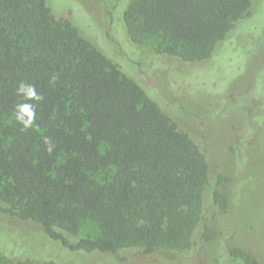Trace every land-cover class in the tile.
Listing matches in <instances>:
<instances>
[{
  "label": "trees",
  "instance_id": "obj_1",
  "mask_svg": "<svg viewBox=\"0 0 264 264\" xmlns=\"http://www.w3.org/2000/svg\"><path fill=\"white\" fill-rule=\"evenodd\" d=\"M253 2L131 0L123 22L132 39L139 32L162 37L167 46L160 54L208 67L206 59L218 43L219 49L236 42L246 48L235 26L247 19ZM80 5L98 26L91 33L101 36L94 16ZM73 14L56 17L46 0H0V212L35 223L71 250H188L211 184L209 155L178 128L152 90L92 43L71 20ZM159 67L160 74L165 66ZM21 81L43 96L34 126L25 131L13 115ZM223 116L229 115L208 119ZM46 136L55 144L52 153L42 142ZM211 195L215 205L226 208L219 189ZM85 220L99 232L70 241ZM216 235L204 225L203 238ZM229 252L257 264L240 248ZM0 261L56 264L2 254Z\"/></svg>",
  "mask_w": 264,
  "mask_h": 264
},
{
  "label": "rangeland",
  "instance_id": "obj_2",
  "mask_svg": "<svg viewBox=\"0 0 264 264\" xmlns=\"http://www.w3.org/2000/svg\"><path fill=\"white\" fill-rule=\"evenodd\" d=\"M130 1L46 0L56 17L71 18L74 12L71 20L87 31L92 43L122 72L152 90L178 128L207 151L211 184L204 193V215L191 248L151 253L123 248L116 254L71 250L47 237L35 223L0 212V254L12 260L56 264H246L244 258L229 252L230 247H237L254 256L257 264H264V0H254L247 19L235 26L243 32L246 48L236 42L219 49L218 43L206 59L208 67L160 54L167 46L160 36L139 32L132 39L123 22ZM81 3L94 16L101 36L91 33H97L98 26ZM160 65L165 67L159 74ZM214 113L229 116L208 119ZM220 175L225 178L217 183ZM215 188L226 198L224 209L213 203ZM204 225L217 235L203 238ZM98 232L94 222L85 220L79 234L68 237L76 241Z\"/></svg>",
  "mask_w": 264,
  "mask_h": 264
},
{
  "label": "clouds",
  "instance_id": "obj_3",
  "mask_svg": "<svg viewBox=\"0 0 264 264\" xmlns=\"http://www.w3.org/2000/svg\"><path fill=\"white\" fill-rule=\"evenodd\" d=\"M15 92L20 97L21 102L13 105L14 119L20 125V130L25 131L34 126L38 103L43 99V96L37 91L34 84L24 81L18 84ZM42 142L45 145V150L48 153H52L55 148L52 139L46 136Z\"/></svg>",
  "mask_w": 264,
  "mask_h": 264
}]
</instances>
